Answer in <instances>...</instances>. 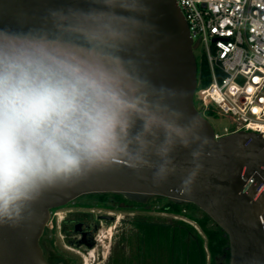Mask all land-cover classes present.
<instances>
[{
    "label": "clouds",
    "instance_id": "obj_1",
    "mask_svg": "<svg viewBox=\"0 0 264 264\" xmlns=\"http://www.w3.org/2000/svg\"><path fill=\"white\" fill-rule=\"evenodd\" d=\"M151 11L149 0H74L0 27V225L120 165L166 181L180 148L193 164L182 185L194 181L209 140L181 94L146 71Z\"/></svg>",
    "mask_w": 264,
    "mask_h": 264
},
{
    "label": "water",
    "instance_id": "obj_2",
    "mask_svg": "<svg viewBox=\"0 0 264 264\" xmlns=\"http://www.w3.org/2000/svg\"><path fill=\"white\" fill-rule=\"evenodd\" d=\"M70 2L74 0H0V27L36 24L47 9ZM149 5L155 31L144 46L146 71L157 85L181 94L180 106L188 115L199 117L209 140L197 161L201 167L194 181L182 185L193 164L192 149L180 148L174 154L177 171L166 181L155 183L150 171L137 173L120 165L49 192L34 205L29 218L15 226L0 225V264H50L40 241L52 210L94 193L121 194L139 204L154 196L175 204H194L227 234L229 264H264V135L238 131L215 137L214 128L194 101L198 85L194 50L198 43L191 38L176 0H149Z\"/></svg>",
    "mask_w": 264,
    "mask_h": 264
},
{
    "label": "built area",
    "instance_id": "obj_3",
    "mask_svg": "<svg viewBox=\"0 0 264 264\" xmlns=\"http://www.w3.org/2000/svg\"><path fill=\"white\" fill-rule=\"evenodd\" d=\"M176 2L211 75L207 87L197 85V109L213 105L237 120L234 129L215 131V137L238 131L264 135V0Z\"/></svg>",
    "mask_w": 264,
    "mask_h": 264
},
{
    "label": "trees",
    "instance_id": "obj_4",
    "mask_svg": "<svg viewBox=\"0 0 264 264\" xmlns=\"http://www.w3.org/2000/svg\"><path fill=\"white\" fill-rule=\"evenodd\" d=\"M197 64L198 83L200 87H207L211 83L209 67L204 59L197 61ZM199 112L207 119L220 115L213 105H209L204 110L199 109ZM102 198L103 202L107 201L105 197ZM119 198L125 200L122 197ZM143 206L145 205L138 204V207ZM187 209L191 212L187 213ZM197 210L199 208L194 204L181 205L171 201H168L160 209L161 212L185 216L194 221L200 227L201 234L191 225L182 221L169 227L140 223L138 225V240L135 245L144 256L143 258L155 260L156 262H152V264H158L157 254H161L160 256L163 258L165 255L167 259L165 264H229L230 251L227 234L204 212L200 217L195 216ZM129 238L134 241L132 236ZM129 262V264H133V260Z\"/></svg>",
    "mask_w": 264,
    "mask_h": 264
},
{
    "label": "rangeland",
    "instance_id": "obj_5",
    "mask_svg": "<svg viewBox=\"0 0 264 264\" xmlns=\"http://www.w3.org/2000/svg\"><path fill=\"white\" fill-rule=\"evenodd\" d=\"M202 51V47L197 48L194 51L198 62L201 59L200 55ZM195 102L198 105L196 99ZM208 120L214 130L219 134H223L225 132V128L230 130L234 129L235 123L237 122V120L231 115L223 114H220L218 115V117L215 118H208ZM168 201H170L168 198L162 196L152 197L150 200H148L146 204H144L145 206L138 208V215L136 217L138 223L166 224L174 226L177 225V222L182 221L191 225L199 234H201L200 227L194 221L189 220L185 216H175L173 214L161 212L160 209ZM98 207L100 206H97L95 208H102ZM69 208H71V206H67L62 210H58L57 213L59 214V217L62 215V212H66ZM190 212L191 210L187 209V213ZM202 212L203 211L200 209L197 210L195 216L200 217L202 215ZM128 218L132 217H128L125 213L117 212L115 222L104 225L100 229L99 237L101 236L100 242L102 244V247H100L99 249H94L93 251H89L88 254L83 252L82 249H77L69 246L66 242V239L62 237L64 233H57V235H54V227L56 228L59 225L58 220L56 221L54 217H52V222L48 224L45 228V231L47 228L51 230V232L45 238L48 240H51V238H53L57 251L60 252V254H62L63 256H65L67 259L72 260L71 264H90V260L93 261L94 259L96 260V262H99L98 258H100L102 264H129L130 260H133V264H152V262H156L155 260L153 261L151 258H143L144 256L141 255L140 251H138V249L136 248L135 242L129 238L131 236L130 226L129 224H125L123 222L124 219L127 220ZM43 237L44 236H42V238ZM102 251L104 252V254L107 251V254H105L106 258L104 260L102 259L101 255H98V253H102ZM160 255L157 254L156 256L157 263L165 264L167 261L165 255L164 258ZM91 256L93 257L91 258Z\"/></svg>",
    "mask_w": 264,
    "mask_h": 264
},
{
    "label": "flooded vegetation",
    "instance_id": "obj_6",
    "mask_svg": "<svg viewBox=\"0 0 264 264\" xmlns=\"http://www.w3.org/2000/svg\"><path fill=\"white\" fill-rule=\"evenodd\" d=\"M103 194L82 195L66 206L52 210L50 223L52 222V217L59 222V225L56 228L54 227V235L64 233L62 237L66 239L69 246L82 249L83 252L88 254L89 251L102 247L100 242L101 236L99 237L101 227L115 222L116 213L122 212L127 214L128 217H132L127 220L124 219L123 222L129 224L131 229L130 234L134 242L137 243L138 225L140 223H138L136 217L138 215L139 203L130 201L121 194ZM102 197H105L107 201L103 202ZM119 197L125 200H121ZM67 206H71V208L66 212H62L60 217L55 215L58 210H62ZM97 206H100L98 208H102L96 209L95 207ZM50 232L51 230L47 228L40 242L46 261L50 264H71L72 260L67 259L57 251L54 239L48 240L45 238ZM105 254H107V251ZM105 254L103 251L102 253H98L103 260L106 258ZM98 261L96 262L95 259L93 261L90 260V264H102L100 258H98Z\"/></svg>",
    "mask_w": 264,
    "mask_h": 264
}]
</instances>
